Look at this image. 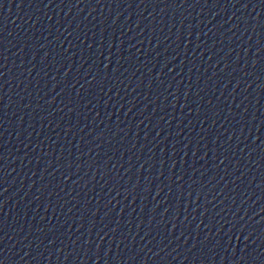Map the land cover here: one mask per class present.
I'll return each instance as SVG.
<instances>
[{
	"label": "water",
	"instance_id": "1",
	"mask_svg": "<svg viewBox=\"0 0 264 264\" xmlns=\"http://www.w3.org/2000/svg\"><path fill=\"white\" fill-rule=\"evenodd\" d=\"M0 74L4 264H264L260 0H0Z\"/></svg>",
	"mask_w": 264,
	"mask_h": 264
},
{
	"label": "snow or ice",
	"instance_id": "2",
	"mask_svg": "<svg viewBox=\"0 0 264 264\" xmlns=\"http://www.w3.org/2000/svg\"><path fill=\"white\" fill-rule=\"evenodd\" d=\"M50 2H51V0H50ZM182 2H186V0H182ZM260 6L264 7V0H260ZM243 7H245V8L248 7V4L247 3L243 4ZM69 35H71V33H69ZM89 47H91V45H89ZM0 75H2V74H0ZM0 99H2V97H0ZM256 140H259V136L256 137ZM0 159H2V157H0ZM179 178L182 179V176ZM0 223H2V222H0ZM0 231H2V227H0ZM245 239H248V238L245 237ZM0 251H3V250L0 249ZM241 259H244V257H241ZM0 264H4V260H0Z\"/></svg>",
	"mask_w": 264,
	"mask_h": 264
}]
</instances>
